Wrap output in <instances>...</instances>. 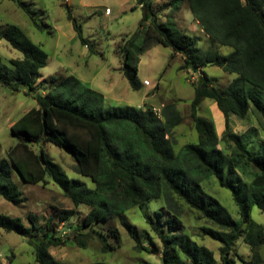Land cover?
<instances>
[{
    "label": "trees",
    "instance_id": "obj_1",
    "mask_svg": "<svg viewBox=\"0 0 264 264\" xmlns=\"http://www.w3.org/2000/svg\"><path fill=\"white\" fill-rule=\"evenodd\" d=\"M14 1L32 13V0ZM185 1L214 48L203 52L197 46L198 36L173 21H160L161 13L178 11ZM138 7L143 13L139 26L123 37L118 48L120 69L131 88L140 90L139 64L148 48L161 44L173 50V58L181 54L180 68L198 74L191 81L195 91L191 117L198 139L176 149L175 128L184 119L176 102L164 104L160 113L154 106L106 107L104 94L75 74H54L49 78V90L37 93L39 71L47 65L48 53L19 25L9 23L0 29V37L20 50L23 57L6 63L0 55V82L15 91L27 87L38 105L11 126L17 142L0 159V195L15 205L25 201L24 191L14 179L16 171L26 183L53 181L64 191L75 208L58 209L61 221L75 216L81 204L90 209L82 224L68 231L57 229L52 218L43 226L37 225L33 214L29 215L28 226L19 217L0 213V228L25 236L34 246L38 264H69L56 258L51 247L71 240L87 247L92 235L98 237L104 251L115 249L108 237L118 239L119 228L109 232L95 228L96 222L113 217H120L136 241V250L160 254L159 264H236L233 252L240 239L251 245L249 259L235 253L243 264H264L260 251L264 224L252 217L254 206L264 213V139L256 137L258 127L239 134L231 123L232 114L242 119L253 115L264 130V0H136L132 10ZM69 17L83 44H89L82 24L71 12ZM222 46L231 51L222 54ZM209 62L236 76L225 86L216 85V78L205 70ZM205 98L212 99L224 115L223 136L214 119L198 113ZM33 143H53L71 154L76 171L90 177L94 186L69 177L43 146L37 152ZM210 177L230 190L239 219L206 188L204 182ZM157 198L164 200L158 210L151 202ZM185 206L206 220L207 224L201 226L202 236L221 243L220 258L189 233L182 217ZM133 207L142 210L148 229L140 231L124 216ZM72 232L76 233L74 237ZM14 256L12 252L8 259ZM0 264L5 263L0 260Z\"/></svg>",
    "mask_w": 264,
    "mask_h": 264
},
{
    "label": "rangeland",
    "instance_id": "obj_2",
    "mask_svg": "<svg viewBox=\"0 0 264 264\" xmlns=\"http://www.w3.org/2000/svg\"><path fill=\"white\" fill-rule=\"evenodd\" d=\"M26 1L31 2V0ZM135 3H130L128 0H70L68 3L64 0H32L30 7L32 17L14 0H0V29L5 28L9 23L17 24L32 41L48 53L47 65L39 71L37 93L49 90L50 76L75 74L86 80L84 81L86 85L105 94L104 105L106 107L131 105L145 108L154 106L160 111L164 104L176 102L184 117L183 122L175 128L176 149L179 150L183 144L198 139L191 117V101L195 93L191 81L196 80L198 74L192 69L182 70L180 68L183 64L182 57L178 55L173 58V50L170 47L158 44L148 48L141 55L138 76L143 83L142 89L131 88L129 81L120 70L121 56L118 48L124 36L135 32L143 16L140 7L132 10L131 7ZM106 7H110V12H106ZM122 7L127 8V11H121ZM69 12L82 24L83 35L89 44H83L79 38ZM159 19L162 22L173 21L177 27L191 35L198 36L197 46L203 52L214 48L210 40L206 41L201 38L199 31H193L195 17L187 1L181 4L178 11L165 10L160 14ZM219 49L222 54L231 51L228 46H222ZM0 55L6 63H10L12 58L23 57L20 50L13 48L6 39L1 37ZM205 70L211 77L216 78L215 83L218 86L227 85L236 76L219 66L212 65L211 62ZM157 85H159L158 88H156ZM28 90L27 87L22 86L20 90L15 91L0 82V159L5 157L9 148L17 142L11 131L13 123L29 109L38 105L34 93H28ZM198 113L214 119L217 130L222 135L225 118L212 99L205 98ZM231 123L232 129L239 134L252 126L258 127L260 133L256 137L264 139V130L253 115L242 119L232 114ZM41 146L54 161L64 168L69 177L82 179L90 186H94L90 177L76 171V161L71 154L53 143L32 144L37 152ZM14 179L24 191L25 201L20 205H15L0 195V213L19 217L25 225L31 224L29 215L33 214L36 216L37 225L43 226L49 218H52L57 229L68 231L69 228L82 224L90 209L89 205L81 204L77 207L75 216L61 221L58 209H71L75 208V205L57 184L53 181L37 184L26 183L16 171ZM204 184L220 199L233 217L239 219L237 205L230 190L221 187L215 178L205 180ZM151 202L158 206L156 210L164 206L163 198L152 199ZM124 216L140 231L149 228L139 207L130 208ZM182 217L189 233L201 244L215 251L216 256L220 258L221 243L210 237L202 236L201 226L207 224L206 220L186 206ZM252 217L264 224V213L257 206L252 209ZM114 227H118L120 233L118 239L114 236L108 237L109 242L115 246L113 250L104 251L96 235L89 237L87 247H81L71 240L66 245L53 246L50 250L56 258L69 264H93L95 261H104L109 264H143L146 261L153 264L160 263V254L136 250V241L122 225L120 217L95 223V228L105 232H109ZM87 231L88 229L82 232ZM75 234L72 232L71 237ZM144 243H148L146 239ZM260 251L264 263V245L260 247ZM12 252L15 256L10 261L8 256ZM235 253L249 259L251 245L240 239L233 252L236 264H243L240 256ZM0 260L5 264H38L34 246L28 242V239L2 228H0Z\"/></svg>",
    "mask_w": 264,
    "mask_h": 264
},
{
    "label": "crops",
    "instance_id": "obj_3",
    "mask_svg": "<svg viewBox=\"0 0 264 264\" xmlns=\"http://www.w3.org/2000/svg\"><path fill=\"white\" fill-rule=\"evenodd\" d=\"M130 3H135L136 2V0H128ZM136 4V3H135ZM133 7V6H132ZM131 7V8H132ZM121 11H127V8H123L122 7V9H121ZM106 12H110V7H106ZM193 31H199V33H201V38L202 39H205L206 41L207 40H210L209 39V36H208V34L205 32V30H204V28L202 27V25L200 24V22H199V20H197L196 18H195V26H194V28H193ZM178 55H180L181 57H182V55L181 54H177L176 56H178ZM182 59H183V57H182ZM121 70V69H120ZM83 82L84 81H86V80H84L83 78H81V77H79ZM104 96H105V94H104Z\"/></svg>",
    "mask_w": 264,
    "mask_h": 264
},
{
    "label": "built area",
    "instance_id": "obj_4",
    "mask_svg": "<svg viewBox=\"0 0 264 264\" xmlns=\"http://www.w3.org/2000/svg\"><path fill=\"white\" fill-rule=\"evenodd\" d=\"M66 3H68L70 0H64ZM154 110L157 112V113H160V111L156 108V107H154Z\"/></svg>",
    "mask_w": 264,
    "mask_h": 264
},
{
    "label": "bare ground",
    "instance_id": "obj_5",
    "mask_svg": "<svg viewBox=\"0 0 264 264\" xmlns=\"http://www.w3.org/2000/svg\"><path fill=\"white\" fill-rule=\"evenodd\" d=\"M223 136V135H222ZM250 147H251V145H250ZM211 178V177H210Z\"/></svg>",
    "mask_w": 264,
    "mask_h": 264
}]
</instances>
